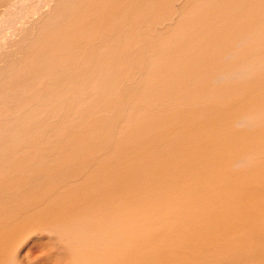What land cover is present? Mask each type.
Instances as JSON below:
<instances>
[{
	"label": "bare ground",
	"instance_id": "bare-ground-1",
	"mask_svg": "<svg viewBox=\"0 0 264 264\" xmlns=\"http://www.w3.org/2000/svg\"><path fill=\"white\" fill-rule=\"evenodd\" d=\"M33 263L264 264V0H0V264Z\"/></svg>",
	"mask_w": 264,
	"mask_h": 264
},
{
	"label": "rangeland",
	"instance_id": "rangeland-1",
	"mask_svg": "<svg viewBox=\"0 0 264 264\" xmlns=\"http://www.w3.org/2000/svg\"><path fill=\"white\" fill-rule=\"evenodd\" d=\"M26 244H27V243H24V244H23V248L26 246ZM30 247H31V248H30ZM30 247H29V249H30V252H31V251L33 252L35 249H34V248H32L33 246H31V245H30ZM23 248H22V249H23ZM35 252H36V251H35ZM35 252H34V253H35ZM33 264H34V263H33Z\"/></svg>",
	"mask_w": 264,
	"mask_h": 264
}]
</instances>
